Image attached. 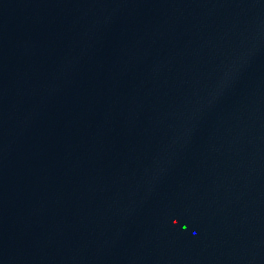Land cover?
I'll return each instance as SVG.
<instances>
[{
  "label": "water",
  "instance_id": "water-1",
  "mask_svg": "<svg viewBox=\"0 0 264 264\" xmlns=\"http://www.w3.org/2000/svg\"><path fill=\"white\" fill-rule=\"evenodd\" d=\"M0 264H264V0H0Z\"/></svg>",
  "mask_w": 264,
  "mask_h": 264
}]
</instances>
